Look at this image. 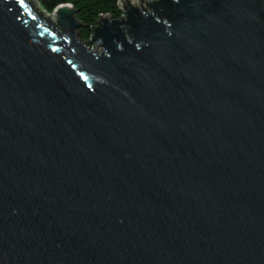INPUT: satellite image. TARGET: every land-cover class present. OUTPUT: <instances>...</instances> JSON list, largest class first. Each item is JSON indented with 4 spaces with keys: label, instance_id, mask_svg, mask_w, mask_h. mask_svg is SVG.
<instances>
[{
    "label": "water",
    "instance_id": "obj_1",
    "mask_svg": "<svg viewBox=\"0 0 264 264\" xmlns=\"http://www.w3.org/2000/svg\"><path fill=\"white\" fill-rule=\"evenodd\" d=\"M120 6L0 0V264H264V0Z\"/></svg>",
    "mask_w": 264,
    "mask_h": 264
},
{
    "label": "trees",
    "instance_id": "obj_2",
    "mask_svg": "<svg viewBox=\"0 0 264 264\" xmlns=\"http://www.w3.org/2000/svg\"><path fill=\"white\" fill-rule=\"evenodd\" d=\"M41 9L49 14L53 13L56 8L64 4H70L76 11V17L80 23L77 37L80 40L88 42L94 35V30L103 17L111 20L123 21L126 18V11L120 6L121 0H37ZM38 14V13H36ZM46 23L55 25L62 33L63 29L59 24H54L46 19L43 14H38Z\"/></svg>",
    "mask_w": 264,
    "mask_h": 264
},
{
    "label": "rangeland",
    "instance_id": "obj_3",
    "mask_svg": "<svg viewBox=\"0 0 264 264\" xmlns=\"http://www.w3.org/2000/svg\"><path fill=\"white\" fill-rule=\"evenodd\" d=\"M78 39H79V38H78ZM88 47H89L90 49H92L93 51H97V44H96L95 41L90 42V43L88 44ZM101 50H102V48L99 47V48H98V51H101Z\"/></svg>",
    "mask_w": 264,
    "mask_h": 264
},
{
    "label": "snow or ice",
    "instance_id": "obj_4",
    "mask_svg": "<svg viewBox=\"0 0 264 264\" xmlns=\"http://www.w3.org/2000/svg\"><path fill=\"white\" fill-rule=\"evenodd\" d=\"M23 2V0H21V3Z\"/></svg>",
    "mask_w": 264,
    "mask_h": 264
}]
</instances>
